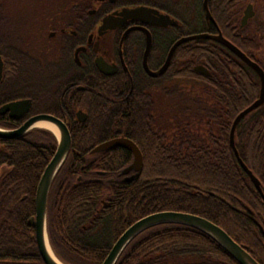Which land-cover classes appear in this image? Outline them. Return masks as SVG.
<instances>
[{
  "label": "trees",
  "instance_id": "16d2710c",
  "mask_svg": "<svg viewBox=\"0 0 264 264\" xmlns=\"http://www.w3.org/2000/svg\"><path fill=\"white\" fill-rule=\"evenodd\" d=\"M261 1L209 0L215 23L206 17L204 0H184L178 12L166 9L183 21V34L221 31L264 69ZM135 2L159 5L158 0ZM249 3L259 9L241 27L244 6ZM196 22L201 24L195 27ZM178 51L166 79L192 80L201 94L179 84L141 85L137 79L130 93L128 76L98 75L84 96L85 122L74 120L83 97L69 100L56 90L49 91L53 75L36 72L42 86L30 94L36 101L35 112L60 116L72 133L70 152L48 201L50 243L65 264H101L129 226L159 211L187 212L211 220L264 264V198L230 145L236 116L259 97L260 78L215 39L191 40ZM197 65L205 66L210 75L198 72ZM56 96L66 104L60 112L48 103ZM161 105L168 110L178 107L182 113L175 117L171 134L168 128H158L156 114ZM20 123L0 114L1 127L13 129ZM194 124L202 129L193 128ZM120 136L132 139L143 154L141 174L129 181L123 180L122 170L133 161L130 150L114 147L91 152ZM235 140L264 191V104L241 119ZM57 145L56 135L46 128H33L15 139L0 137V264H45L30 219L36 214L38 184ZM116 264L240 263L203 231L165 223L136 236Z\"/></svg>",
  "mask_w": 264,
  "mask_h": 264
},
{
  "label": "flooded vegetation",
  "instance_id": "af4514ba",
  "mask_svg": "<svg viewBox=\"0 0 264 264\" xmlns=\"http://www.w3.org/2000/svg\"><path fill=\"white\" fill-rule=\"evenodd\" d=\"M135 1L77 0L68 3L65 15L46 23L36 18V9L25 13L23 8L14 6L9 0L0 2V57L3 61L0 107L17 100L31 101L29 111L18 118L11 117L9 112L0 114L21 121L19 126L36 114L50 113L57 116L48 111L35 112L36 101L30 94L38 92L42 86L36 73L38 71L53 75L52 83L47 85H51L49 91L56 90V93H62L69 100L83 97L82 105L74 113L76 122H85L87 119L84 96L88 86L96 84L98 75L117 79L128 76L130 93L135 88L136 79L141 85L164 84L174 56H178V49L186 42L175 48L163 74L151 75L146 65L153 72L160 70L175 43L189 35L183 34V21L166 9L168 6L178 12L184 0H158L159 5ZM139 6L157 9L161 14L169 15L173 23L161 25L130 18L124 22L119 20L114 27L100 31L106 17H118V13L124 9ZM29 30L32 32L29 33ZM98 62L108 64L113 73L102 71ZM180 62L177 60V64ZM61 100L63 98L56 96L48 102L53 111L60 112L66 107L65 101ZM84 113L86 118L82 121L79 116Z\"/></svg>",
  "mask_w": 264,
  "mask_h": 264
},
{
  "label": "water",
  "instance_id": "95a60500",
  "mask_svg": "<svg viewBox=\"0 0 264 264\" xmlns=\"http://www.w3.org/2000/svg\"><path fill=\"white\" fill-rule=\"evenodd\" d=\"M208 3L209 0H204L206 17L215 23V19L209 9ZM255 14L256 12L254 10L253 4L249 3L244 10V15L241 20V27L247 25L249 20L253 18ZM130 18L140 19L142 22L150 21L161 25H167V23L170 22L173 23L169 15L161 14L157 9L154 8H150L147 6H139L132 9H124L122 12L118 13V17L113 15L106 17L104 19L103 25L100 28V31H102V29L114 27L116 25V22L119 20L120 22L121 21L124 22ZM203 38H211L223 43L230 51L236 54L241 60H243L251 68H253V70L258 74L260 78L261 88H260L259 97L236 116L231 127L230 145L233 148L235 155L238 158V161L240 162L242 168L246 171V173L248 174V176L256 186L257 190L261 193L262 197L264 198V191L262 188L261 180L254 174V172L248 167V165L241 158L235 140L236 128L239 122L241 121V119L264 104L263 67L258 62H256L251 57H249L236 44L225 38L222 32L219 31V33L217 34H210L203 32V33H196V34L184 36L183 38L178 40L175 43V45L172 47L166 63L163 65V67L160 70L153 72L148 68L147 65L146 68L148 69L149 73L153 76H159L163 74L166 71L167 67L169 66L173 52L178 45L187 41L198 40ZM98 65L100 69L105 73L107 74L113 73V70H110L108 64L106 63L102 64L98 62ZM195 69L200 73L210 75V71L203 65H197ZM2 70H3V61L0 57V81L2 78ZM30 107H31V101L29 99L17 100V101L9 102L3 105L2 107H0V113L4 114L6 112H9L11 117L18 118L21 115H24L26 112H28ZM85 118H86L85 113L82 116L81 115L79 116V119L82 121H84ZM40 121H47L52 123L59 130L60 134L58 135L55 131L50 129L56 135L58 139V145L55 154L53 155L48 165L46 166L41 176L40 182L38 184L37 194H36V214L34 217H31L30 224L35 227V237H36L37 247L45 264H65L55 254L50 243L49 234H48V201H49V194L53 181L58 171L62 167L63 163L65 162L71 149L72 135L68 127V124L64 120L53 114L40 113L30 117L17 128L8 129L0 126V137L6 139L20 138L24 136L31 129L37 127V125L35 124ZM114 147H123L130 150L133 153V161L122 170V174L125 175L124 181L133 180L137 176H139L143 170L144 159L141 149L132 139L125 136L112 138L110 140L98 144L95 148L92 149L91 152L92 153L104 152ZM165 223H178V224H184L197 228L203 231L204 233L208 234L209 236H211L214 240H216L240 264H260V262L251 255V253L246 249L244 245H241L237 241H235L231 237V235H229L218 224L202 216L187 212H179V211H159L146 215L140 218L139 220H137L136 222H134L118 238V240L111 248L109 254L101 264H116L122 252L136 236H138L140 233H142L148 228ZM53 252L55 255H53Z\"/></svg>",
  "mask_w": 264,
  "mask_h": 264
},
{
  "label": "rangeland",
  "instance_id": "374dc122",
  "mask_svg": "<svg viewBox=\"0 0 264 264\" xmlns=\"http://www.w3.org/2000/svg\"><path fill=\"white\" fill-rule=\"evenodd\" d=\"M2 1L3 0H0V2ZM9 1L14 3L15 4L14 6L23 8L25 13H27V11L32 12V10L36 9V14H35L36 18L43 20V23H46L50 19L60 18L61 16L65 15V12L67 11V7H69L68 3L73 2V1L75 2L77 0H9ZM245 6L244 8H246ZM253 6H254L255 11L259 9L256 6V4H253ZM37 8L39 9L37 10ZM260 8H261V18L264 20V0L261 1ZM200 24L201 23L196 22L194 23V26L198 27V25ZM254 26H255V22L252 24L251 28L253 29ZM28 27L30 28L32 27V25H28ZM31 32L32 30H29V33ZM45 57L49 58L48 56H45ZM176 84H179V86H181L182 88H184L190 93L201 94L200 87H198V85L192 80H180L179 82L174 79L164 80L165 86H174ZM158 95L160 96L158 100L159 102H161V100H163V97L160 94ZM177 108L168 110V108H163L162 105L161 107H159L157 114H156L157 119L159 121L158 123L159 129L164 131L168 128L166 132L171 134L172 130H174L175 128L173 125L175 117L178 115V118H179L182 115V113H178ZM162 109L165 111H163ZM35 128H45V127L37 126ZM193 128L198 129V130L202 129L200 125H196V124H194Z\"/></svg>",
  "mask_w": 264,
  "mask_h": 264
},
{
  "label": "bare ground",
  "instance_id": "6f19581e",
  "mask_svg": "<svg viewBox=\"0 0 264 264\" xmlns=\"http://www.w3.org/2000/svg\"><path fill=\"white\" fill-rule=\"evenodd\" d=\"M35 125L42 126V127H45V128H49V129L55 131L58 135L60 134L59 133V130L52 123H50V122L40 121V122H37ZM51 252H52V250H51ZM53 255H55L54 252H53Z\"/></svg>",
  "mask_w": 264,
  "mask_h": 264
}]
</instances>
